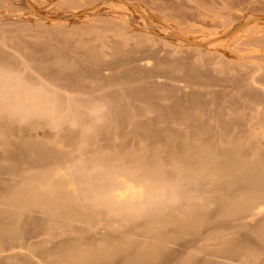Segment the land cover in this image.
Segmentation results:
<instances>
[{
    "label": "bare ground",
    "instance_id": "6f19581e",
    "mask_svg": "<svg viewBox=\"0 0 264 264\" xmlns=\"http://www.w3.org/2000/svg\"><path fill=\"white\" fill-rule=\"evenodd\" d=\"M158 26L171 31L166 24ZM230 35L212 42L224 47ZM76 52L102 71L159 64L196 78L204 64L166 62L162 51L143 39L102 37L82 41ZM55 64L77 67L59 58ZM90 76L100 84L93 88L97 98L84 90L75 95L35 83L0 67V147L15 161L17 174L22 160L32 156V165L43 169L14 184H1L0 244H10L12 251L25 249L22 217L38 214L54 227L49 235L78 233V224L90 226L95 235L102 230L120 234L91 240L81 236L63 244L56 252L60 264H113L118 259L122 264H264V111H254L256 122L240 137L212 141L200 131L191 139L176 133L175 147L140 121L151 114L177 118L183 108L177 102L167 105L173 97L170 89L151 92L141 101L146 106L138 109L130 105L138 90L134 78L112 93L118 86L114 77L102 78L98 71ZM128 126L136 130L130 144L124 142ZM38 130L53 136L43 139ZM89 216L97 218L93 225L87 223ZM235 228L243 234L231 233ZM206 231V244L196 253L168 252ZM29 256L37 258L33 251Z\"/></svg>",
    "mask_w": 264,
    "mask_h": 264
},
{
    "label": "rangeland",
    "instance_id": "374dc122",
    "mask_svg": "<svg viewBox=\"0 0 264 264\" xmlns=\"http://www.w3.org/2000/svg\"><path fill=\"white\" fill-rule=\"evenodd\" d=\"M151 14L155 19L148 20L150 28H147V16ZM158 24H166L171 31L161 30ZM225 34L231 35L224 47L212 42ZM102 37L113 41L147 40L153 50L162 51L166 62L204 64L200 65L196 78L159 64L102 71V67L91 66L75 53L82 41ZM57 58L77 67L61 69L55 64ZM0 67L11 68L32 82L71 94L88 91L94 98L97 95L93 88L100 84L91 79L93 71L100 72L102 78L110 74L116 79L114 84L118 86L113 87L112 93L120 92L126 80L134 78L138 90L136 102L130 105L138 109L146 106L141 101L151 92L170 89L173 97L167 105L177 102L183 108L177 118L162 120L151 114L140 121L143 126L154 127L175 147L179 146V141L174 140L176 133L191 139L200 131L212 141L240 137L256 122L254 111L257 108L264 111V0H0ZM178 76L183 77L178 80ZM201 125L205 128L201 129ZM127 130L124 142L130 144L131 134L136 130L134 126H128ZM21 134L27 136L25 131ZM38 134L43 139L53 136L48 130H38ZM101 141L105 144L106 137ZM34 160L35 156L23 159L19 166L21 174H17L15 161L0 147V186L42 171L32 165ZM96 221L91 216L87 219L90 225ZM77 227L78 233L61 235L56 231L49 235L54 227L43 216L25 215L20 237L25 249L12 251L10 244H0V264L23 260H30V264H60L56 252L63 244L81 236L87 240L105 234L111 238L120 236L105 230L95 235L85 224ZM235 232L243 234L239 228L231 230ZM208 234L206 231L181 240L170 246L168 252L196 253L206 244ZM29 251L36 252L37 258L31 259ZM113 264H122V259Z\"/></svg>",
    "mask_w": 264,
    "mask_h": 264
}]
</instances>
